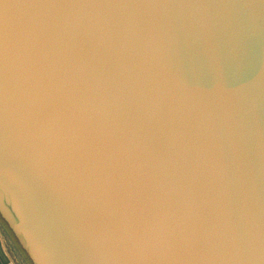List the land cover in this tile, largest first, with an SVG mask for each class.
<instances>
[{
    "label": "water",
    "instance_id": "95a60500",
    "mask_svg": "<svg viewBox=\"0 0 264 264\" xmlns=\"http://www.w3.org/2000/svg\"><path fill=\"white\" fill-rule=\"evenodd\" d=\"M0 264H264V0H3Z\"/></svg>",
    "mask_w": 264,
    "mask_h": 264
},
{
    "label": "snow or ice",
    "instance_id": "6c2138e0",
    "mask_svg": "<svg viewBox=\"0 0 264 264\" xmlns=\"http://www.w3.org/2000/svg\"><path fill=\"white\" fill-rule=\"evenodd\" d=\"M0 3H3V0H0ZM3 6H4V7H9L10 5L7 4V3H5Z\"/></svg>",
    "mask_w": 264,
    "mask_h": 264
}]
</instances>
